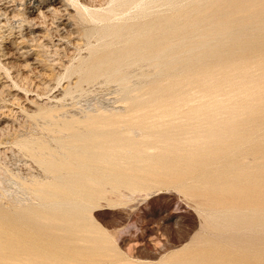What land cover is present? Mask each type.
<instances>
[{"label": "rangeland", "instance_id": "rangeland-1", "mask_svg": "<svg viewBox=\"0 0 264 264\" xmlns=\"http://www.w3.org/2000/svg\"><path fill=\"white\" fill-rule=\"evenodd\" d=\"M119 1H121V3ZM137 1H141L142 4L141 2L137 3ZM143 1L145 3H143ZM143 1L132 0V3L129 2L126 4L128 6H126L122 2V0H0V210L11 212L13 210L15 211V207L16 210L21 208V206L22 208L23 206L30 207L36 205V207H39L38 204H40V200L34 199L38 197L36 196V193L39 195V192H42V187L44 186L50 187L49 185L53 186L54 184L53 187L56 186L55 188H57L59 185L58 182L60 184L62 183L61 185H63H59V188L62 187L61 189L65 191L63 192L61 190V192L69 193L70 191H66L65 189L73 183V179L77 175L76 173H79L78 171L80 169L79 166L77 167L78 169L76 167H73L77 166L78 162L80 164L79 159L82 158H74V153L72 151H80L79 149H82V146L89 145H80V139H83L85 136L89 140L86 141V143L92 142V144L90 143V145H92L91 150H93L94 148L92 149V147L94 143L96 145H101V138H103L105 134L107 135L106 138L104 136L105 139H102V142L104 143L106 142L105 140L109 138L106 143L107 147L105 146V143L103 146L101 145V149L100 147L94 145V147L96 146V148L98 147V149H100V152L98 151V149H96V154L98 155H102L101 153H103L104 155V152L106 151H109L111 153L114 150L115 152L113 151L111 153L112 155L109 152H106L107 156H115L114 158H118L120 161L124 160L127 163L132 158L135 159V156L137 158L140 156V158H144L142 160L144 161L143 164L145 162L148 163V160H151L150 156H152L153 161L156 158H158L159 160H155L156 165L154 164L155 161L154 163H151V160L149 164H153V166H149L145 163V168L147 166L158 167L161 164L158 168H161V170H163L166 168L167 163H169L171 166V170L173 171L174 169V172H172L173 174H179L178 176H180V173H187L190 169L193 168L194 171L198 170L200 172L199 173L193 171L194 173H198L199 177H203L199 178L197 176L198 174H194L193 172H189V174L191 173V176L189 174H186L187 177H184L183 173L181 175V181L179 180L180 178H177V175V177H175V175H172L171 173L169 174L171 176L168 175V177H174L175 181H173L175 183L181 181V183H177L178 185H175L174 182L172 185V182L169 183L163 181L167 179L164 178V175L159 174L164 178L161 179L159 177V179L166 183L163 184V182L155 178L157 175L155 177L153 176L154 174L148 175L147 177V174L144 173L142 178H140V174H137V171H134L137 169V166L138 168L142 167L144 169V167L142 166L143 164L141 163L142 161H137L139 158L136 159V161L132 159L133 162H129L128 165L127 163L126 165H124V161H121L120 163L119 161L116 163L113 162L115 166H113V163L110 165V163L108 162L109 165L112 166L111 168L106 167L108 166L106 165V162H104L105 164H101L102 161H96L99 164L97 165L96 162H87L84 158L85 160H83L85 163L82 161L81 167L85 169L87 165H91L89 163H92L94 165L96 164L97 166L104 165L102 166V168L98 167L99 169H96V165L95 167L94 165H92L95 169L90 168L92 166L87 167V169L90 168L88 170V173H90L89 176L91 175L92 171L99 170V172L95 171L92 173L93 175H91L95 176L96 172L98 173L96 174V178L91 177L95 180L94 185H91L94 186V188L96 179L100 181L97 182L95 188L96 192L93 190L94 188L91 187L92 191H94L96 195L93 194L94 192H90L91 189L89 185L91 184V182L90 184H88V180L86 181V178H88L89 181L90 178L88 176V173H85V170L83 168H81V173L83 172L82 174L86 176L83 175L84 177L81 178V175H79V173L78 179L81 178V181H77L76 178L74 179V185H72L75 186V188H72L71 186L69 187L73 189V193L74 189L76 191L78 190L81 194H83L82 197L84 198L85 195H87L86 198L88 197L87 199L91 200L90 203L92 202L90 205H95H87L88 209H82L81 213L82 211H84L85 213L86 210H90V212H87L86 215H90L93 221L95 220L94 222L92 221L93 224H99L98 226L101 228V232H103L109 238L110 243L112 242L111 246L113 247V250L116 248L114 250L116 253H114L117 257L115 258V256H112V260L111 256L105 257L104 255H95L97 258L95 256L93 257L92 254H90L91 252H87L88 250L86 249V246L81 243L82 245L80 244L81 246L79 245V247L85 248L86 250H83L88 254H86L81 248L82 254L80 253L81 256L79 257L83 259V262H80L82 259L80 258V260L77 261L79 259L77 257L78 254L76 256L78 259H76V257L74 258V256L76 255V253H74V251L76 250L75 247L79 248L77 246L78 244L71 243L72 246L69 245V247L66 248V250L68 251L69 249L71 253H67V251L65 250L63 254H67L71 257L73 256V259L69 258L67 255H62V257L65 258L61 257L63 260H66V258L68 257V259L65 261L66 264H70L74 259L76 262H80V264H122L124 263V259L130 262V264L134 262H143L144 264H147L148 262V264H153L154 262V264H156V262H158L157 264H167L166 259L169 258V254H171V251L181 248V252L182 250H185L183 248L188 247V245H190V247L191 245L194 246L195 242L200 237H203L205 235L207 236L206 238H209L210 236L212 238L213 235H215L213 234L215 230L212 229L215 224L209 217L208 212L211 210L204 209V207L201 205L202 199H195L194 196V198L191 197L190 191H198V188L201 186L200 184L203 185L202 181L207 177L206 180H208L209 182L210 177L214 178L216 172H220L216 174L222 176V183H225L226 181L228 182L229 180H231L230 177L233 174L235 175L237 173V171L235 172L232 169L230 171L231 173L229 172L230 169H227L228 171L225 170L228 163L234 161L235 163L233 162V164H235V166L233 165V167L236 168L237 163L240 164L243 161V156L244 159L245 156L247 158V146L253 144L252 146H254L255 148L257 144H260L255 149L250 147L254 149L252 150L254 152L257 148V150H259V147L264 145V106L260 108L261 110L257 109L264 103V0ZM120 6L126 7L121 8ZM143 10L145 11V13L142 12ZM245 19H247V21L249 20V23L247 25L241 26V32H236L235 29L239 26L240 22H242L243 20L245 21ZM200 20L205 22V27L203 28V30L205 31V37L209 39V43L201 45L199 43L198 45V40L200 39V37L198 38V35H194L197 39L195 42H193L195 46H193L191 50L187 49L192 44L193 39L190 40L191 36L193 35V33H197L196 30L200 26L198 25V22ZM223 25H227V29L225 30L224 35L225 38H228L230 36L229 39H231V35L235 34L234 42H232L234 44L228 42L227 39L224 41L223 39L225 38L221 39L223 40V42H219L220 40L218 38H214V36H216L215 32L217 31V29ZM238 51L240 53H238ZM153 52L156 55L160 54L155 60L152 59ZM249 53H251V56ZM243 55L245 56V58L248 55L246 59L248 62L244 61L245 58ZM193 56L199 59L201 58L202 61L199 63L200 66H194L195 68L191 67L195 62L189 58ZM240 56H242V58ZM249 60H251V62L253 60L255 61L253 63H250ZM187 62L189 63L187 64ZM245 62L250 63H246L248 66H255V64L256 66L255 68L251 66L248 67ZM155 63H157V66L155 65ZM173 67H176L177 69H174ZM186 69H188V71ZM199 77L201 80L199 79ZM244 82H252L253 86L257 85L259 89H261L262 87L263 91H259V89L256 87L252 89L251 87H249L250 84L246 83L248 85L247 89L250 88L251 90H249V92L246 91L248 93L245 94V91H243L246 89H243V87L245 86ZM219 84L221 87L218 86ZM238 84L240 85L239 87ZM155 87L158 90L156 89V91L154 92L153 90H155ZM237 87L239 88V90L241 88L243 89L240 91L244 93H240V95L244 94V96H240L236 93L238 91ZM255 88L258 90V92ZM233 89L235 90V92H233ZM215 90L217 91V94H214V92H216ZM252 90L257 92H254L257 98L260 97L263 100L262 101L258 98V101L260 100L262 102V104H258L259 106L257 105L258 102L254 103V100L253 105L251 104L252 101L250 103L251 99H256L255 97L252 98L254 96ZM250 91L253 96L251 95L252 97L250 96L249 98L247 96L251 94ZM149 92H151V94ZM221 93L222 95H220ZM225 93L226 96H224ZM232 93L234 95H232ZM213 94L216 95L217 98L219 97L221 99L222 97V101L219 98L218 100ZM230 96L234 97H231L234 102L230 100ZM214 98H216L217 100H215ZM213 100H215V103L212 102ZM224 101L226 102L224 103ZM212 103L213 105H211ZM248 103H250L251 105L248 106ZM141 104L144 108L141 106ZM208 106H211V109L208 108ZM224 106L227 107L224 108ZM138 107H142L141 109H144V111H146L140 112L142 115L144 113L146 114V120H144L145 114L141 116L139 115L140 113H137L138 116H136L137 118L135 117L136 113H134V110L136 112V108ZM141 109L139 108L138 110L143 111ZM172 109L173 112L171 111ZM164 110L165 112L167 111L165 114L169 112L172 113L173 116L169 114L171 116L170 117L167 114L169 117H167V115L164 117ZM255 112H258V114ZM131 114H133L134 118L133 116H131ZM150 114L152 116H150ZM218 114H222L224 116ZM147 115L149 118L147 117ZM140 116L144 119H140ZM157 116L159 117L157 118ZM203 117L206 118L204 119ZM134 119L138 120V122H136ZM163 119H166V121H162ZM226 119L229 121L232 119L234 122H232L231 120V123H229V121H227ZM260 119L262 120L260 121ZM211 122H213L212 125ZM215 122L217 123V125L219 123L222 124L218 125L217 127ZM239 122L241 125L244 124V127L241 126ZM202 123L203 125L201 126ZM130 124L132 127H130ZM223 124L224 126H222ZM231 125L233 128L229 129ZM215 127L217 128L215 129ZM226 127L228 128L226 129ZM260 127L262 130L260 129ZM218 128H220L221 130ZM125 131L128 133H126ZM101 132H104V134L102 133L103 136H100ZM208 133L210 134V137H208ZM77 134L79 137H82L79 139V141L75 142L74 140H78L79 138ZM82 134L85 136L83 137ZM108 134H110L111 137ZM187 134H189L188 137ZM222 134L225 136H221ZM242 134L245 137H243ZM97 135V140L99 143H96V141H94V136ZM131 135L132 141L130 140ZM211 135L213 138L211 137ZM89 136L90 138H88ZM215 136L217 139H214ZM115 137L118 138L116 139ZM153 137H155V140H153ZM86 138L85 140H87ZM91 138L93 139V141H90L92 140ZM244 138H246V140ZM256 138L259 140H257ZM115 139L118 141L119 145L121 143V149H117L118 145L114 146V144H118ZM167 139H170L171 141ZM252 139L254 140L253 142ZM109 140H111V142ZM166 140L168 146H170L169 142L172 143V147L176 144L173 148H176L175 153L176 150L177 153L174 155V149L172 151L169 150L171 153L173 152V156L170 155L171 153L166 154V159L162 154H160L163 157L162 160H166H164L166 163L165 165V163L160 159L161 156H159V158L158 155L159 152H161L160 146H163L162 150H164V147L167 146V143H165ZM224 140L226 141L223 142ZM149 142L155 144L149 145ZM230 142L232 143L230 144ZM69 143H72L73 146H68ZM74 143H79V145H74ZM83 143H85L84 140ZM158 143L160 149H158L157 147ZM216 143L220 144L216 145ZM108 145L110 147H108ZM224 145L229 147V151L227 149H224L225 147L223 148ZM242 145L243 147L245 146V150L241 147ZM113 146L116 148H114ZM194 146H196V148H194ZM210 146L216 147L218 153L214 149L216 153L213 152V154L212 152H208L205 154V152L209 151V148H211ZM233 146L237 147L234 149ZM69 147H74V149L69 150L71 149ZM76 147L77 149H75ZM87 147L83 148H86L88 150L90 146ZM104 147H106V151H103ZM145 147L147 148L146 152L150 148H154L148 151V153L152 155L148 153L143 154L145 152V149L143 148ZM183 147L186 150L183 149ZM220 147L226 151L224 152ZM262 147L260 149H262ZM218 148L222 152H220ZM240 148H242L243 152L245 151L247 154H242L241 152L238 155L240 156L241 160L239 159L240 161H238L239 157L237 156L236 152L238 150L239 153ZM250 148L248 147V157L250 156V158H247L250 161L245 159L244 162H248H242L244 166H247L249 163L251 165L254 164V159L252 158V156L254 157V154H250L253 153L252 151H250ZM67 149L68 152H66ZM181 150L184 152H182ZM137 151L142 154V157L140 154H136ZM194 151H197L196 154H198L196 155ZM69 152H72V155L70 157H73L75 161L77 159L79 160L75 162L77 165H73L74 159L68 158ZM155 153L158 154L155 155ZM162 153L165 154L166 152ZM180 153L184 154L181 156ZM106 154L104 156H106ZM224 154H228L227 157ZM131 155L134 157H132ZM145 155H147L146 157H149V159L147 158L146 160V157H143ZM205 155L207 157H205ZM208 155H210V159L208 158ZM221 155H224V157H222ZM231 155H233V159L235 160H232ZM65 156H67V158ZM154 156L156 158H154ZM166 156L169 159H167ZM198 156H202L200 159V163L205 162L203 163L204 165L200 164L199 160L198 162L194 161V158H199ZM130 157L132 158L130 159ZM214 157L216 159H214ZM235 157H237V160ZM64 158H66V160L69 159V161L67 160L68 163L63 162L65 160ZM170 158L173 159V164H178L177 167L175 164L174 168V165L172 166L171 162H168L169 160L171 161ZM189 158L192 161H188ZM223 158H226L224 159L226 161H228L230 158L231 160L226 164ZM175 159H177V161ZM218 159L223 161H221L220 163ZM251 159L253 160V162H251ZM61 160H63L62 163H64L65 166L62 165V163L60 165L58 161ZM174 160L176 162H174ZM55 161L57 162L58 166L60 165L62 167V172L66 174L65 171H67V175H63L64 173H60V167L58 168V166L55 165ZM157 161H161L165 166L162 165V163H157ZM181 161H183V163ZM218 161L219 163H217ZM70 162L72 165H68ZM186 162L189 163L187 164L188 167L186 165ZM179 163L182 167L179 165ZM192 163L195 164L194 166L198 165V167H193ZM198 163L200 164L201 169ZM207 163H210V165L207 166ZM214 163L218 164L217 166H220L219 164L222 165V163L223 165H226L225 167L222 165V169L218 167V170L220 169V171L215 170L214 172V168L216 167L215 169H217V166L216 164L214 165ZM66 164L69 167L72 166L70 167V171L72 172V174L73 169H75L76 171L74 172L76 175L74 174L75 176H73L74 178L72 180H69V178H72V176L70 175L71 173H69L70 171L68 172L70 168H67L66 170L64 169L65 167H68ZM169 164L168 167L170 168ZM183 164L186 165L187 168H185L189 170L183 171L185 170ZM190 164L192 165L191 168L189 167ZM117 165L119 166L118 171H116L118 167ZM133 165H137L136 169L135 167H132ZM201 165H203V167ZM52 166L57 167L58 172L55 170V167ZM128 166L132 168L133 172H136L134 176L129 174L131 172L129 171L130 167L128 169ZM161 166L165 168H162ZM240 166H242V164H240L239 167ZM168 167L166 169H168ZM178 167L183 170L178 171L176 169ZM210 167L212 170L210 169ZM51 168H54V170ZM113 168H115L116 170ZM202 168L204 169V172L202 171ZM235 168L233 169L236 170ZM101 169H106L105 171L107 172H103ZM222 170L226 172V175ZM52 171L54 172L52 173ZM109 171L110 173L113 171L114 174H109ZM176 171L180 173H176ZM209 171L212 174L208 173ZM201 173H203L204 175ZM60 174H62L64 178ZM119 174L122 175L119 176ZM68 175L71 177H69ZM114 175H117L118 177H120V179L122 178V176H124L123 179L125 181L121 179V181L123 180V182L121 183L118 179L119 182H117L118 177H115ZM195 175L198 178L195 177ZM224 175L227 178H225ZM100 177L104 178L102 179ZM106 179L109 180H107L106 182ZM132 179L133 181L135 180V183L134 185L131 184V186L130 183L133 182L130 181H132ZM150 179H152L153 181H151ZM170 179L167 181L172 180ZM176 179L178 180L176 181ZM197 179H199L198 182H201L198 185L197 181L193 182ZM110 180H112L113 184H108L109 182H111ZM138 180L142 184L138 182ZM126 181L129 182L127 183ZM147 181H151L150 185L152 187L154 186L152 188L150 185H148V187H151H149L150 190L147 188ZM191 181L194 184L196 183V189L194 188V185ZM116 182L123 184L122 187H120L121 185L116 184ZM125 182L127 183V185ZM144 182L147 184L145 185ZM153 182H155V185ZM76 183L77 185L79 184L80 187L76 186ZM158 183H162L163 185H157ZM168 183L170 185H168ZM65 184L66 187H64ZM100 184L102 185V187ZM40 185H42V187ZM156 185L159 187H157ZM182 185L191 186H189L190 188H185L182 187ZM116 186L119 188H117ZM137 186H141V189L145 187L143 189V193H135L131 200H124L122 198V195L124 193H131L132 190ZM39 187L41 188L39 189ZM48 187L45 188L48 189ZM76 187L80 190L76 189ZM45 188L43 189V191L46 190ZM97 188L101 192H97ZM38 189L41 191H39ZM86 189L87 191H85ZM187 189L191 190H188L189 192H185V190ZM37 190L39 192H37ZM58 190L60 192V189ZM212 190L213 188L211 190H208L210 191V193H208H215ZM214 190L216 192L219 191L218 189ZM33 192L35 193L33 194ZM89 192L93 196H98V200H94V197L91 198L92 195H89ZM98 193L104 194L97 195ZM185 193L189 194L186 195ZM119 195L122 200H120ZM99 198L101 199L99 200ZM199 199L201 200V202H199ZM95 201L98 202L96 203ZM18 206L20 207L17 209ZM208 221L210 223L212 222L213 224L211 226L209 225L212 230L209 229L210 227L208 226V224L207 226L205 225L206 223H209ZM214 233H217V231H215ZM212 239L218 240V237L214 236ZM199 240H201V238ZM218 241L220 242V240ZM200 242L197 241L198 244ZM52 248L54 249V247ZM52 248L51 250L53 251ZM72 248H74L75 250H73ZM176 250L175 252L179 251ZM226 250L227 249L225 248V252ZM234 250L235 249L227 250V253ZM234 252H236L237 254V251ZM117 253L122 257H120ZM241 253L238 255H241ZM232 254L233 253H231V255ZM253 254L254 253L251 252V256L254 257ZM82 255L84 256L82 257ZM238 255L231 256L233 258L235 257L236 260L235 263V260L232 259L234 260L233 264H243L239 263L238 261L241 260L239 257H243L244 253L239 257ZM121 258L123 261L121 260ZM255 258L257 259L254 260L252 258L253 261L251 260V258L249 259L251 264H254L255 262H257L256 264H260V259H258V256L255 255ZM232 260L230 258V261ZM127 261L124 264L128 263ZM160 261L162 262L160 263ZM74 262L73 264H79Z\"/></svg>", "mask_w": 264, "mask_h": 264}, {"label": "bare ground", "instance_id": "bare-ground-1", "mask_svg": "<svg viewBox=\"0 0 264 264\" xmlns=\"http://www.w3.org/2000/svg\"><path fill=\"white\" fill-rule=\"evenodd\" d=\"M134 1H136V0H134ZM143 1V0H142ZM150 0H148V2H149ZM170 1V0H169ZM202 1V0H201ZM120 3H121V1H119ZM122 2L126 5L127 3H129V2H131L132 3V0H122ZM141 2V1H140ZM140 2H138L137 1V3H140ZM156 2V1H155ZM123 3H122V6H123ZM143 3H145L144 1H143ZM263 3V2H262ZM135 4V3H134ZM141 4H142V2H141ZM147 4V3H146ZM173 4V3H172ZM261 4V3H260ZM130 5V4H129ZM138 5V4H137ZM253 5V4H252ZM259 5V4H258ZM126 6H128V5H126ZM126 6H124V7H126ZM246 6V5H245ZM121 7V6H120ZM124 7H121V8H124ZM251 7V6H250ZM253 7V6H252ZM264 7V6H263ZM257 8V7H256ZM144 9H145V7H144ZM241 9V8H240ZM245 9V8H244ZM140 11V10H139ZM143 13H145V11L143 10L142 11ZM244 19V18H243ZM200 21H202V20H200ZM198 22V25H200L199 26V28L196 30L197 31V33L196 34H194L193 33V35L191 36V38H190V40L191 39H193L192 40V44L187 48V49H192L193 48V46H195V44H193V42H195L197 39H196V36H194V35H198V38L200 37V39L198 40L199 42H198V45H199V43H200V45L201 44H207V43H209V39L208 38H206L205 37V31L203 30V28L205 27V22L204 21H202V22ZM244 21V20H243ZM242 21V22H243ZM249 21V20H248ZM247 21V19H245V21L242 23V22H240V24H239V26L235 29V31L236 32H241V29H242V27L241 26H243V25H247L249 22ZM159 23V22H158ZM162 23V22H161ZM200 23V24H199ZM163 25V24H162ZM155 26H157V25H155ZM227 27V25L226 26H221V27H219L218 29H217V31L215 32V34H216V36H214V38L216 39V38H218L220 41L219 42H223V40L225 41L226 39H227V41L228 42H230V43H232V42H234V36H235V34H233V35H231V39H229L230 38V36L228 37V38H225L224 37V35H225V30L227 29L226 28ZM164 28V27H163ZM185 28V27H184ZM139 31V30H138ZM172 34V33H171ZM214 34V35H215ZM144 35V34H143ZM144 37V36H143ZM195 38V39H194ZM223 38H225V39H223ZM221 39H223V40H221ZM229 39V40H228ZM258 42V41H257ZM165 43V42H164ZM191 43V42H190ZM254 43H255V41H254ZM232 44H234V43H232ZM256 45V44H255ZM186 49V50H187ZM255 49V48H254ZM259 49V48H258ZM164 51V50H163ZM249 51V50H248ZM250 52V51H249ZM152 53V52H151ZM238 53H240L239 51H238ZM248 53V52H247ZM209 54H211V53H209ZM250 54V56H251V53H249ZM160 55V54H159ZM158 54L156 55L154 52H153V54H152V59H156L158 56H159ZM244 56V55H243ZM241 58H242V56H240ZM247 57H248V55H247ZM247 57L245 58V56H244V58H245V60L244 61H247L246 59H247ZM243 58V59H244ZM151 59V58H150ZM151 59V60H152ZM189 59H191L192 61H194L195 63H193V66H191V67H194V66H200L199 65V63L202 61L201 60V58L199 59V58H197V57H195V56H193V57H191V58H189ZM260 59V58H259ZM252 60V59H251ZM251 60H249V62L250 63H253L255 60H253L252 62H251ZM153 61V60H152ZM157 62V61H156ZM248 62V61H247ZM247 62H245V64L247 63ZM256 62H258V61H256ZM255 62V63H256ZM158 63V62H157ZM157 63H155V65L157 66ZM189 62H187V64H188ZM250 63H247V64H250ZM254 63V64H255ZM159 64V63H158ZM246 64V65H247ZM260 64V63H259ZM178 65V64H177ZM172 66V65H171ZM180 66V65H179ZM181 66H183V65H181ZM217 66V65H216ZM248 66V65H247ZM254 67L255 68V66H256V64H255V66H253V65H249L248 67ZM258 66V65H257ZM174 68V67H173ZM176 68V67H175ZM174 68V69H175ZM195 68V67H194ZM177 69V68H176ZM187 71H188V69H186ZM190 70H194V69H190ZM197 70V69H196ZM158 71V70H157ZM186 72V71H185ZM194 73V72H193ZM176 74V73H175ZM174 74V75H175ZM185 74V73H184ZM191 74V73H190ZM178 75V74H177ZM191 76V75H190ZM172 77V76H171ZM179 77H181V76H179ZM189 77V76H188ZM197 77V76H196ZM173 78V77H172ZM191 78V77H190ZM196 79V78H195ZM199 79H200V77H199ZM187 80H189V79H187ZM197 80V79H196ZM201 80V79H200ZM194 82H195V80H194ZM245 83V86L244 85H242V86H244L243 87V89H247V87H248V85L246 84V83H248V84H250L249 85V87H251L252 89L254 88V87H256V88H258V86L257 85H255V86H253V83L251 84L250 82H244ZM244 83H242V84H244ZM189 85V84H188ZM190 86V85H189ZM218 86H220V84L218 85ZM240 85L238 84V87H239ZM241 86V87H242ZM253 86V87H252ZM197 87V86H196ZM215 87V86H214ZM217 87V86H216ZM221 87V86H220ZM237 87V88H238ZM240 87V88H241ZM151 88V87H150ZM223 88V87H222ZM233 88V87H232ZM237 88H236V90H237ZM255 88V89H256ZM156 87H155V90H153L154 92L156 91ZM213 89H215V88H213ZM242 88L240 89V90H243ZM243 90V91H245V94L246 93H248L249 92V90H251L250 88H248L247 90ZM259 89V88H258ZM261 89H262V87H261ZM261 89H259V91H263V89L261 90ZM158 90V89H157ZM212 90V89H211ZM210 90V91H211ZM219 90V89H218ZM223 90V89H222ZM232 90V89H231ZM234 90V89H233ZM239 90V88H238V91L236 92L237 94H239L240 95V93H244V92H242V91H240ZM214 91V90H213ZM212 91V92H213ZM216 91V90H215ZM240 91V92H239ZM246 91H248V92H246ZM253 91V90H252ZM256 91L258 92V90L256 89ZM256 91H253V93L254 92H256ZM233 92H235V90L233 91ZM239 92V93H238ZM256 92V93H257ZM150 94H151V92H149ZM218 93H219V91H218ZM250 93H251V91H250ZM249 93V94H250ZM156 94V93H155ZM209 94H211V93H209ZM214 94H217V91L216 92H214ZM213 94V95H214ZM229 94V93H228ZM259 94H260V92H259ZM258 94V95H259ZM263 94V93H262ZM220 95H222V93L220 94ZM220 95H218V96H220ZM232 95H234L233 93H232ZM241 95H243L244 96V94H241ZM240 95V96H241ZM253 96V94L251 93L249 96H247V97H249L250 98V96ZM257 95V96H258ZM214 96H216V95H214ZM224 96H226V93H225V95ZM251 96V97H252ZM264 96V95H263ZM263 96H261V97H263ZM228 97V96H227ZM232 96H230L229 98H230V100H232V98H234V97H232ZM239 97V96H238ZM246 97V96H245ZM246 97V98H247ZM256 98V99H251L250 100V103H251V101H252V105H253V100H254V103L256 102H258L257 103V105L259 104V103H261L262 104V102L259 100L258 101V98L259 99H261L260 97H256L255 96V93H254V96L252 97V98ZM216 98H217V96H216ZM216 98H214L215 100H217ZM213 99V98H212ZM220 99V98H219ZM218 99V100H219ZM222 97H221V101H222ZM225 99V98H224ZM228 99V98H227ZM248 99V98H247ZM215 100H213L212 102H214ZM226 100V99H225ZM229 100V101H230ZM244 100V99H243ZM246 100V99H245ZM255 100H257V101H255ZM262 100V99H261ZM227 101V100H226ZM226 101H224V103L226 102ZM233 101V100H232ZM263 101V100H262ZM141 102V101H140ZM219 102V101H218ZM228 102V101H227ZM234 102V101H233ZM247 102V101H246ZM249 102V101H248ZM264 102V101H263ZM144 103V102H143ZM210 103V102H209ZM215 103V102H214ZM223 103V102H222ZM250 103H248L249 105L248 106H250L251 104ZM139 104V103H138ZM217 104V103H216ZM260 104V105H261ZM207 105H209V104H207ZM211 105H213V103L211 104ZM220 105V104H219ZM223 105V104H222ZM227 105V104H226ZM256 105V104H255ZM138 106V105H137ZM141 106H142V104H141ZM230 106V105H229ZM234 106V105H233ZM259 106V105H258ZM257 106V107H258ZM264 106V103L262 104V106H259V108H257V109H260L261 107H263ZM143 107V106H142ZM142 107H138V108H136L137 110L140 108H142ZM227 107V106H226ZM225 106H224V108H226ZM231 107V106H230ZM144 108V107H143ZM207 108V107H206ZM208 108H210L211 109V106L209 107L208 106ZM263 109H264V107H263ZM262 109V110H263ZM136 110V112H135V110H134V113H140V112H146V111H144V109H141V110H143V111H137ZM158 110V109H157ZM170 110V109H169ZM261 110V109H260ZM259 110V111H260ZM172 112H173V109L171 110ZM199 111H202V110H199ZM204 111V110H203ZM239 111V110H238ZM167 112V111H166ZM165 112V110H164V114L166 113ZM262 112V111H261ZM133 113V112H132ZM133 113V114H134ZM245 113V112H244ZM255 113H257L258 114V112H255ZM264 113V112H263ZM262 113V114H263ZM133 114H131V116H133ZM135 114V117L136 116H138V114L136 115ZM145 114V113H144ZM143 114V115H144ZM168 115L169 114H171V116H173L172 115V113H167ZM167 114H165L164 115V117L167 115ZM174 114V113H173ZM204 114V113H203ZM227 114V113H226ZM241 114V113H240ZM259 114H261V113H259ZM139 115H141V116H143L141 113L139 114ZM149 115V114H148ZM148 115H147V117H148ZM167 115V117H169ZM202 115V114H201ZM218 115H221V116H224V115H222V114H218ZM234 115V114H233ZM245 115V114H244ZM140 116V117H141ZM150 116H152L151 114H150ZM160 116V115H159ZM159 116H157V118L159 117ZM162 116V115H161ZM170 116V117H171ZM195 116V115H194ZM242 116V115H241ZM246 116V115H245ZM248 116V115H247ZM251 116H253V115H251ZM258 116V115H257ZM145 119L143 118V117H141L140 119H144V120H146L147 118H146V114H145ZM163 117V118H164ZM231 117V116H230ZM131 118V117H130ZM133 118H134V116H133ZM137 118V117H136ZM149 118V117H148ZM187 118V117H186ZM204 118V117H203ZM206 118V117H205ZM204 118V119H205ZM232 118V117H231ZM244 118V117H243ZM249 118V117H248ZM259 118V117H258ZM261 118V117H260ZM123 119V118H122ZM125 119V118H124ZM207 119H209V118H207ZM214 119H217V118H214ZM230 119V118H229ZM234 119V118H233ZM242 119V118H241ZM252 119H254V118H252ZM256 119V118H255ZM96 120V119H95ZM127 120V119H126ZM136 122H138V120H136V119H134ZM149 120V119H148ZM151 120V119H150ZM161 120V119H160ZM166 121V119H163L162 121ZM227 120V119H226ZM232 120V119H231ZM231 120L229 121V120H227V121H229V123H231ZM245 120V119H244ZM250 120V119H249ZM262 119H260V121H261ZM93 121H94V119H93ZM97 121V120H96ZM103 121V120H102ZM123 121V120H122ZM170 121V120H169ZM188 121V120H187ZM202 121V120H201ZM207 121H209V120H207ZM207 121H206V123H207ZM211 121V120H210ZM214 121V120H213ZM239 121V120H238ZM238 121H236V122H238ZM241 121H243V120H241ZM247 121V120H246ZM257 121V120H256ZM259 121V122H260ZM91 122V121H90ZM100 122V121H99ZM105 122V121H104ZM140 122V121H139ZM147 122V121H146ZM153 122V121H152ZM220 122V121H219ZM226 122V121H225ZM232 122H234L233 120H232ZM263 122H264V120H263ZM93 123V122H92ZM96 123V122H95ZM134 123V122H133ZM132 123V124H133ZM212 123L213 122H211V125H212ZM224 123V122H223ZM249 123V122H248ZM254 123V122H253ZM257 123V122H256ZM261 123V122H260ZM106 124V123H105ZM104 124V125H105ZM165 124V123H164ZM205 124V123H204ZM215 124H216V126L218 127V125H220V124H222V123H219L218 125H217V123L215 122ZM214 124V125H215ZM228 124V123H227ZM239 124H240V122H239ZM238 124V125H239ZM250 124H252V123H250ZM134 125V124H133ZM136 125H138V124H136ZM203 125V123L201 124V126ZM241 125V124H240ZM244 125V124H243ZM243 125H241V126H243ZM247 125V124H246ZM245 125V126H246ZM257 125V124H256ZM255 125V126H256ZM264 125V124H263ZM101 126V125H100ZM186 126H187V124H186ZM208 126H209V123H208ZM208 126H206V127H208ZM222 126H224V124L222 125ZM221 126V127H222ZM227 126V125H226ZM241 126H239V127H241ZM250 126V125H249ZM259 126V125H258ZM102 127V126H101ZM106 127V126H105ZM130 127H132L131 126V124H130ZM129 127V128H130ZM182 127V126H181ZM204 127V126H203ZM217 127H215V129L217 128ZM220 127V126H219ZM233 127H234V124H233ZM232 127V125L230 126V128L229 129H231V128H233ZM244 127V126H243ZM252 127V126H251ZM264 127V126H263ZM128 128V129H129ZM161 128V127H160ZM185 128H187V127H185ZM211 128V127H210ZM224 128V127H223ZM228 127H226V129H227ZM102 129V128H101ZM203 129V128H202ZM218 129H220V128H218ZM217 129V130H218ZM245 129V128H244ZM251 129V128H250ZM260 129H261V127H260ZM131 130V129H130ZM207 130V129H206ZM205 130V131H206ZM221 130V129H220ZM232 130H234V129H232ZM243 130V129H242ZM262 130V129H261ZM103 131V130H102ZM128 131V130H127ZM187 131H189V130H187ZM219 131V130H218ZM241 131V130H240ZM252 131V130H251ZM255 131V130H254ZM264 131V130H263ZM126 132V131H125ZM131 132V131H130ZM155 132V131H154ZM168 132V131H167ZM191 132V131H190ZM203 132H204V130H203ZM207 132V131H206ZM205 132V133H206ZM223 132V131H222ZM225 132V131H224ZM229 132V131H228ZM238 132V131H237ZM236 132V133H237ZM242 132V131H241ZM250 132V131H249ZM256 132V131H255ZM260 132V131H259ZM104 134V132H101V135L100 136H103V134ZM113 133H115V132H113ZM117 133V132H116ZM126 133H128V132H126ZM125 133V134H126ZM187 133V132H186ZM213 133V132H212ZM240 133V132H239ZM251 133V132H250ZM249 133V134H250ZM254 133V132H253ZM257 133V132H256ZM255 133V134H256ZM263 133V132H262ZM96 134V133H95ZM94 134V135H95ZM112 134V133H111ZM207 134V133H206ZM218 134V133H217ZM230 134V133H229ZM233 134V133H232ZM235 134V133H234ZM264 134V133H263ZM83 135V134H82ZM90 135V134H89ZM110 137H111V135L110 134H108ZM114 135H116V134H114ZM119 135V134H118ZM127 135V134H126ZM169 135V134H168ZM172 135V134H171ZM210 134L208 133V137H210L209 136ZM226 135H228V134H226ZM243 135V134H242ZM253 135V134H252ZM77 136H78V134H77ZM81 136V135H80ZM85 135H83V137H84ZM105 136V138H106V134L104 135ZM104 136H103V138H104ZM120 136V135H119ZM128 136H130V135H128ZM146 136V135H145ZM163 136H165V135H163ZM189 136V134H187V137ZM191 136V135H190ZM214 136V135H213ZM220 136V135H219ZM221 136H225V135H221ZM241 136V135H240ZM254 136V135H253ZM256 136V135H255ZM74 137H76V136H74ZM74 137H73V140H74ZM79 137V136H78ZM78 137H76V138H78ZM82 137V136H81ZM81 137H79L78 138V140H74L75 142H77V141H79V139L81 138ZM92 137V136H91ZM96 137V138H95ZM149 137V136H148ZM167 137V136H166ZM206 137V136H205ZM211 137H212V135H211ZM233 137H236V136H233ZM243 137H245L244 135H243ZM242 137V138H243ZM247 137V136H246ZM251 137V136H250ZM258 137V136H257ZM75 138V139H76ZM85 138H86V136L83 138V139H80V141H81V143H80V145L81 144H89V145H86V146H82V149H79L80 151H77V152H74V151H72L74 154H73V156H74V158H77L78 157V159L80 158V157H82V158H80L79 160H80V164H79V162H78V165L75 163V162H77V160L75 161V159L73 158V157H70L72 154V152L70 153L69 152V156H68V158H71V159H74V163H73V165H77V166H74L73 168H77L78 166H79V173H74V172H76L75 171V169H73V174H72V172L70 171L71 170V168L70 167H72V166H68V165H72L71 164V162L67 165L68 167H65L64 169L66 170L67 168H70L69 170H68V172L69 173H71L70 175L72 176V178L70 179L69 178V180H72L74 177L73 176H75V178L74 179H76L77 178V181H81V178L82 177H84V176H86V175H84V174H82L81 173V168H83V167H81L82 166V161L84 162V160L86 159V161L87 162H96V161H102L101 162V164L103 163V164H105L104 162H106L107 164L106 165H108V166H106V167H108V168H111L112 166H110L113 162L114 163H116V162H118L119 161V163L121 162V161H124V160H119L118 158H114L115 156H112V157H109V156H107V154H106V152H109V151H106L105 149H106V147H107V141H108V139L109 138H107L105 141L106 142H104L106 145V147H104V149H103V151H106V152H104L105 154H106V156H104L103 155V153H101L102 155H98V154H96L97 153V151H96V149H98V147H100V149L102 148V146L104 145V143L102 142V139L103 138H101V145L100 144H98V145H96L95 143H94V145H96V146H98L97 148H96V146L94 147V145H93V147H92V149L93 150H91V146L92 145H90V143L92 144V142H87L86 143V141H89L87 138V140H85ZM88 138H90V136L88 137ZM93 138V137H92ZM91 138V139H92ZM97 138H98V135L97 136H94V141H96V143L98 142V140H97ZM104 138V139H105ZM116 138V137H115ZM118 138V137H117ZM116 138V139H117ZM131 139V141H132V135H131V137H130ZM134 138V137H133ZM145 138V137H144ZM155 137H153V140H155L154 139ZM213 138V137H212ZM216 138V136L214 137V139ZM222 138H224V137H222ZM221 138V139H222ZM232 138V137H231ZM261 138V137H260ZM111 139V138H110ZM115 139V140H116ZM148 139V138H147ZM162 139V138H161ZM166 139V138H165ZM170 139H171V136H170ZM170 139H167V140H170ZM196 139V138H195ZM209 139V138H208ZM217 139V138H216ZM245 140H246V138H244ZM254 139V138H253ZM252 139V142L254 141ZM257 139V138H256ZM83 140H84V142L85 143H83ZM114 140V141H115ZM129 140V139H128ZM144 140V139H143ZM149 140V139H148ZM167 140H166V142L165 143H167ZM173 140V139H172ZM191 140V139H190ZM193 140V139H192ZM206 140H207V138H206ZM223 140V139H222ZM257 140H259V139H257ZM73 141V142H74ZM90 141H93V139L92 140H90ZM110 142H111V140H109ZM112 141H113V139H112ZM117 141V140H116ZM115 141V142H116ZM151 141V140H150ZM159 141H161V140H159ZM163 141V140H162ZM171 141V140H170ZM197 141V140H196ZM195 141V142H196ZM219 141V140H218ZM217 141V142H218ZM226 140H224L223 142H225ZM227 141H230V140H227ZM238 141V140H237ZM249 141V140H248ZM261 141V140H260ZM115 142H113V143H115ZM157 142V141H156ZM188 142V141H187ZM209 142H210V140H209ZM215 142V141H214ZM222 142V141H221ZM250 142V141H249ZM99 143V142H98ZM109 143V142H108ZM117 143H118V141H117ZM229 143V142H228ZM232 142H230V144H231ZM76 144H78L79 145V143H76ZM75 143H74V145H76ZM110 144V143H109ZM124 144V143H123ZM122 144V145H123ZM142 144V143H141ZM149 145L150 144H155V143H151V142H149L148 143ZM147 144V145H148ZM171 144L172 143H170L169 142V145L170 146H168V143H167V146H165L164 148V150H162V148H163V146L161 147L160 146V148H161V152H159V155H158V157L159 156H161V161L162 162H164L165 163V155L166 154H170L171 152L170 151H172L174 148V146L176 145H174L173 147L171 146ZM189 144V143H188ZM193 144H194V142H193ZM218 144H220V143H216V145H218ZM241 144H242V142H241ZM240 144V145H241ZM244 144V143H243ZM248 144V143H247ZM263 144V143H262ZM261 144V145H262ZM65 145V144H64ZM69 145H72L73 146V144L71 143H69L68 144V146ZM100 145V146H99ZM111 145H113V144H111ZM118 145V147H117V149H119L120 148V145H121V143H120V145H119V143L118 144H114V146H117ZM145 145V144H144ZM157 145V144H156ZM155 145V146H156ZM161 145H162V143H161ZM163 145H165V144H163ZM214 145H215V143H214ZM222 145V144H221ZM237 145V144H236ZM253 145V144H252ZM252 145H250V146H247L246 148H247V150H248V154L244 151L243 152V149L242 148H244L243 147V145L241 146L242 148H240L239 149V153H238V150H237V156L242 152V154L243 153H246L247 154V158H250V156L248 157V155H249V149H248V147L250 148V147H252V148H254V146H252ZM260 144H257V146H259ZM87 146H90V148L87 150L86 148L84 149L83 147H87ZM113 146V147H114ZM124 146V145H123ZM133 146V145H132ZM141 146V145H140ZM146 146V145H145ZM152 146V145H151ZM150 146V147H151ZM186 146V145H185ZM232 146V145H231ZM257 146H255V148L257 147ZM263 146V147H262ZM261 147H262V149H260L261 147H259V150H255L254 152L252 151V150H254V149H252V148H250V151H252L253 153H250V154H254V157L252 156V158L254 159V162H253V160L251 161V162H253L254 164H248L247 166H244V164L242 163V162H244V160L246 159V160H248V161H250L249 159H247L246 158V156H245V159L242 157V162L240 163V164H242V166H240L239 167V163H237V165H238V167H237V165H236V168L235 167H233V165L235 166V164H233V162L231 161L230 162V160H231V158H232V160H235V159H233L234 157H233V155H231V158L228 160L230 163H228V165L226 166L227 168L225 169V170H229V172L231 171V169L233 170V171H237V173L233 176H231L230 177V175H229V177L231 178V180H229L228 182L226 181L225 183L223 182L222 183V181H221V179H222V176H220V175H217L218 173H220V172H216L215 173V177L214 178H211L210 177V180H209V182H208V180H206V178L203 180V179H200V180H203L202 181V183H203V185L202 184H200L201 186L198 188V191L197 190H195V191H193V192H191L192 190L191 189H187V190H185V192H189L190 190V196L191 197H195V199L196 198H200V199H202V202H201V200L199 201V202H201V205L204 207V209H209V210H211V211H209V210H207V211H209L208 213H209V217H210V219H212V221H213V223L216 225H214L213 227H212V229L213 230H215V231H217V233H214L213 231V234H215V235H213V237L214 236H217L218 237V240H220V242L218 241V240H213L212 238H211V236L209 237V238H206L207 236L205 235V236H203V237H200L201 238V240H197V241H201L199 244L197 243V241L195 242V244H194V246H192L191 245V247H190V245H188V247H186V248H183V249H185V250H182L181 252H180V249H178V250H176V251H178V252H175V250L174 251H171V254H169L170 256H169V258L168 259H166L167 261V264H233V261L235 260V257L233 258V257H231V256H235V255H238V254H240L241 252V255L244 253V255H243V257H239V256H241V255H238V257L241 259V260H237L239 263H243V264H251V262H250V258H251V260H252V258L255 260V259H257V258H255V255L256 256H258V259H260L259 261H260V264H264V145H262ZM78 147V146H77ZM77 147L75 148V149H77ZM108 147H110L109 145H108ZM147 147V146H146ZM143 148V149H145L144 151V153L143 152H141V153H143V154H145V153H148V151H150V149H154V148H148L149 150L146 152V150H147V148ZM157 147H158V149H160L159 148V143H158V145H157ZM167 147V148H166ZM181 147V146H180ZM211 147V146H210ZM219 147V146H218ZM225 147V148H224ZM234 147V146H233ZM237 147V146H236ZM236 147H234V149L236 148ZM69 148H71V149H69V150H73L74 149V147L72 148V147H69ZM79 148V147H78ZM88 148V147H87ZM114 148H116V147H114ZM156 148V147H155ZM182 148V147H181ZM180 148V149H181ZM190 148V147H189ZM193 148V147H192ZM194 148H196V146H194ZM200 148V147H199ZM198 148V149H199ZM206 148V147H205ZM209 148V147H208ZM221 148V147H220ZM223 148L224 149H227L228 151H229V147L228 146H223ZM239 148V147H238ZM246 148H244V150L246 149ZM85 151H84V150ZM100 149H98V151L100 152ZM112 149V148H111ZM121 149V148H120ZM133 149V148H132ZM138 149H140V148H138ZM157 149V148H156ZM176 149V148H175ZM175 149L173 150V152H174V155L177 153V150H176V153H175ZM179 149V148H178ZM183 149H185L184 147H183ZM182 149V150H183ZM214 149H215V151L217 152V148L216 147H211V148H209V151H207V152H205V154L206 153H208V152H214V153H216L215 151H214ZM222 149V148H221ZM224 149H222L224 152L226 151V150H224ZM233 149V150H234ZM94 150H95V152H94ZM113 150V149H112ZM112 150H110V151H112ZM123 150V149H122ZM130 150V149H129ZM137 150V149H136ZM170 150V151H169ZM181 150V151H182ZM186 150V149H185ZM193 150V149H192ZM218 150H219V148H218ZM230 150H232V149H230ZM76 151V150H75ZM114 151V150H113ZM112 151V152H113ZM117 151V150H116ZM120 151V150H119ZM118 151V152H119ZM124 151V150H123ZM160 151V150H159ZM203 151V150H202ZM220 152H222L221 150H219ZM66 152H68V149L66 150ZM111 152V153H112ZM115 152V151H114ZM133 152H135V151H133ZM132 152V153H133ZM162 152H166L165 154H163ZM172 152V153H173ZM182 152H184V151H182ZM187 152H189V151H187ZM187 152H185V153H187ZM193 152V151H192ZM195 152V151H194ZM197 152V151H196ZM196 152H195V154H196ZM200 152V151H199ZM223 152V153H224ZM110 153V152H109ZM108 153V154H109ZM110 153V154H111ZM120 153V152H119ZM170 154V155H172L173 156V154ZM203 153V152H202ZM213 153V154H214ZM218 153V152H217ZM227 153V152H226ZM225 153V154H226ZM68 154V153H67ZM66 154V155H67ZM109 154V155H110ZM116 154V153H115ZM114 154V155H115ZM136 154H140V152H136ZM136 154H134V155H136ZM148 154H150V153H148ZM147 154V155H148ZM156 154H158V153H155V155ZM160 154H162L163 156H164V160H162V155H160ZM181 154V153H180ZM184 153H182L181 154V156L183 155ZM189 154V153H188ZM191 154V153H190ZM198 154V153H197ZM196 154V155H197ZM224 154V155H225ZM230 154V153H229ZM231 154H232V152H231ZM234 154V153H233ZM112 155V154H111ZM141 155V157H142V154H140ZM147 155H145V156H143V157H146ZM150 155H152V154H150ZM170 155H169V157H170ZM187 155V154H186ZM211 155V154H210ZM210 155H208V158H209V156ZM224 155H221L222 157H224ZM228 155V154H227ZM227 155H225L226 157H227ZM235 155V154H234ZM245 155V154H244ZM117 156H119V155H117ZM116 156V157H117ZM132 156V155H131ZM139 156V155H138ZM168 156V155H167ZM166 156V157H167ZM180 156V155H179ZM191 156V155H190ZM192 156H194V155H192ZM200 156V155H199ZM198 156V157H199ZM213 156V155H212ZM236 156V155H235ZM54 157V156H53ZM66 158H67V156H65ZM132 157H134V156H132ZM132 157H130V159L132 158ZM185 157V156H184ZM202 157V156H201ZM201 157H199V158H197L196 157V159L194 158V161L196 162H198V160H199V163L201 162L200 161V159H201ZM205 157H207L206 155H205ZM221 157V158H222ZM239 158H238V161H240L241 159H240V156H238ZM66 158H64L65 160H66ZM85 158V159H84ZM126 158V157H125ZM139 158V159H138ZM136 157L135 156V159H133L134 161H136V159H138L137 161H142L143 159L142 158H140V156L139 157ZM147 158L149 159V157H146L145 159L147 160ZM154 158H156L155 156H154ZM172 158H174V157H172ZM172 158H170L171 159V161L169 160L168 162H171V164H172V166L174 165V168H175V164H173V159ZM175 158H177V157H175ZM183 158V157H182ZM186 158V157H185ZM192 158V157H191ZM220 158V157H219ZM236 158V160H237V157H235ZM54 159V158H53ZM82 159V160H81ZM84 159V160H83ZM123 159V158H122ZM129 159V160H130ZM132 159L130 160V161H128V163L129 162H133L132 161ZM150 159L152 160V156H150ZM158 158H156V159H154V161L155 160H157ZM167 159H169L168 157H167ZM179 159V158H178ZM193 159V158H192ZM204 159V158H203ZM207 159V158H206ZM210 159V158H209ZM214 159H216L215 157H214ZM213 159V160H214ZM224 159H226V158H223V160ZM240 159V160H239ZM52 160V159H51ZM63 161V160H61V161H58L59 163H60V165H61V163H62V161L63 162H65V163H68V161H69V159H67L66 161ZM78 160V161H79ZM127 160V159H126ZM151 160H148V163L147 162H145L146 164H148L149 166L150 165H152L153 166V164H149V162L151 161ZM159 160V159H158ZM176 161H177V159H175ZM174 160V162H176ZM181 160V159H180ZM179 160V161H180ZM186 160V159H185ZM192 161L190 158L188 159V161ZM213 160H212V162H213ZM219 161H220V163H221V161H223V160H220V159H218ZM140 161V162H141ZM154 161L152 160V162L151 163H154ZM161 161H157V163H162ZM203 161V160H202ZM205 161H207V160H205ZM217 161V160H216ZM219 161L217 162V163H219ZM228 161H226V160H224V162H226V164H227V162ZM237 161V162H238ZM248 161H245L244 163H246V162H248ZM56 162V161H55ZM86 162V163H87ZM98 162H96L97 163V165H99L98 164ZM110 163V165H109V163ZM125 162V161H124ZM140 162H139V165H140ZM143 162L144 161H142L141 163L143 164ZM182 163H183V161H181ZM194 162V163H195ZM211 162V161H210ZM211 162V163H212ZM43 163V162H42ZM53 163V162H52ZM85 163V162H84ZM92 163H89V164H91V165H87V167H89V166H92V165H94V164H92ZM114 163H113V166H115L114 165ZM126 163L127 162H125V164L124 165H126ZM128 163H127V165H128ZM138 163V162H137ZM144 163V164H145ZM178 163V162H177ZM185 163V162H184ZM191 163V162H190ZM198 163V164H199ZM203 163H205V162H203ZM203 163H200V164H203ZM235 163V162H234ZM49 164V163H48ZM55 164V163H54ZM100 164V165H101ZM131 164H134V163H131ZM141 164V165H142ZM144 164L142 165L143 167H144ZM146 164H145V166H146ZM155 165H156V161H155V163H154ZM168 164L169 163H167V166H166V168L168 167ZM187 164H189V163H187L186 162V165ZM193 164V163H192ZM196 164V163H195ZM195 164H193V167H198V165H196V166H194ZM200 164H199V167H200ZM216 163H214V165H215ZM225 164V165H226ZM56 166H58L57 165V162H56V164H55ZM58 166V168L60 167V169H59V171H60V173H64V172H62V167L61 166ZM62 165H64V163H62ZM96 165V164H95ZM95 165H94V167H95ZM96 165V166H97ZM138 165V164H137ZM136 165V166H137ZM159 165V164H158ZM161 165V164H160ZM159 165V166H160ZM162 165H164L163 163H162ZM165 165H166V163H165ZM164 165V166H165ZM179 165H180V163H179ZM186 165H184L183 164V166H184V168L186 167ZM204 165V164H203ZM203 165H201L202 167H203ZM210 165V163L208 164L207 163V166H209ZM218 164H216V166H217ZM220 166H217V169H215L214 168V172H215V170H218V167L219 168H221L222 169V167L224 166L225 167V165H223V163H222V165L221 164H219ZM47 166V165H46ZM65 166V165H64ZM84 166H86V165H84ZM102 166H104V165H102ZM102 166H97L96 167V169H99L98 167H101L102 168ZM110 166V167H109ZM118 166V165H117ZM116 166V167H117ZM121 166H123V165H121ZM131 166V165H130ZM130 166H128V169H129V167ZM136 166L135 165H133L132 167H135V169H136ZM149 166H147L148 168H150V169H148L147 167V169L144 167V169L142 168V167H139L138 168V166H137V169L136 170H134V171H137V174H140V178H142V176L144 175V173L145 174H147V177H148V175H152V174H154L153 176L155 177L156 175V177L155 178H157V180L159 179V177L161 178V179H167V180H169L170 178L172 179H170L171 181H167V180H163V181H166V182H172L171 184L173 185V182L175 181L174 180V177L172 178V177H168V175L169 174H171L172 172H174V169H173V171L171 170V166H170V164H169V166H170V168L168 167V169H166L165 167H163V166H161L162 168H165V169H163V170H161V168H158V167H149ZM178 166V164H176V167ZM181 166V165H180ZM191 164H190V168H191ZM205 166H206V164H205ZM204 166V167H205ZM50 167V166H49ZM48 167V168H49ZM52 167H55V166H52ZM87 167H86V169H87ZM93 166L92 167H90V168H92V169H95ZM125 167V166H124ZM182 167V166H181ZM187 167H188V165H187ZM186 167V168H187ZM212 167H213V165H212ZM58 168L57 167H55V170L57 171L58 170ZM89 168V169H90ZM107 168V169H108ZM118 168H119V166L117 167V170L115 169V168H113V169H115L116 171H118ZM179 168V167H178ZM176 168L178 171H182L183 169H181V168ZM185 168V170H183V171H187V170H189V169H186ZM233 168H235L236 170H234ZM51 169H53L54 170V168H51ZM64 169H63V171H64ZM78 169V168H77ZM84 170H85V173L87 172H89L88 170L89 169H87V171H86V169L85 168H83ZM92 169H91V171H92ZM128 169H125V170H128ZM175 169V170H176ZM193 169V168H192ZM192 169H190L189 170V172H193L194 171V169L192 170ZM200 169H201V167H200ZM209 169V168H208ZM210 169H211V167H210ZM224 169V168H223ZM102 170V169H101ZM100 170V171H101ZM106 169H104V170H102L103 172L105 171ZM109 170V169H108ZM112 170V169H111ZM192 170V171H191ZM204 169L202 168V171H203ZM212 170V169H211ZM210 170V171H211ZM227 170V171H228ZM55 171V172H56ZM95 171H97V172H99V170H95ZM95 171H92V173L93 172H95ZM114 171V170H113ZM113 171L111 172V173H113ZM120 171H121V169H120ZM119 171V172H120ZM129 171L131 172V173H129V174H131V175H133L134 176V174L136 173V172H133V170H132V168L130 167V169H129ZM178 171H176V173H180V172H178ZM196 171V170H195ZM194 171V172H195ZM201 171V170H200ZM201 171V172H202ZM208 171V170H207ZM210 171L208 172V173H210ZM218 171H220V169L218 170ZM223 171V173L225 172L224 170H222ZM54 171H52V173H53ZM58 172V171H57ZM66 172V174L64 173L63 175H67V171H65ZM96 172V174H98ZM105 172H107V171H105ZM124 172V171H123ZM126 172H128V171H126ZM189 172H182V173H180V176L183 174V176L185 177H187V175L186 174H189ZM193 172V173H194ZM196 172H199L198 170L196 171ZM204 172V171H203ZM213 172V173H214ZM68 173V174H69ZM91 173V175H93ZM110 173V171H109V174H111ZM116 173V172H115ZM121 173V172H120ZM133 173V174H132ZM190 173V174H191ZM200 173V172H199ZM222 173V172H221ZM231 173V172H230ZM58 174V173H57ZM75 174V175H74ZM81 175V178H79L78 179V177H79V175ZM89 174L90 173H88V176H89ZM95 174V173H94ZM95 174V176H89V178H90V181H89V179L88 178H86V181L88 180V184H90V182H91V184L89 185L90 186V192H94L96 189V185H97V182H100L99 180H97L96 179V184H95V188H94V186H91L92 184L94 185V183H95V180L93 179V178H91V177H95L96 178V175ZM101 174H103V173H101ZM114 174V173H113ZM128 174V175H129ZM136 174V175H137ZM142 174V175H141ZM159 174H162V175H164V178L163 177H161ZM189 174V175H190ZM194 174H198V173H194ZM201 174H203V173H201ZM200 174V175H201ZM210 174H212V173H210ZM227 174H228V172H227ZM61 176H62V174H60ZM84 175V176H83ZM105 175V174H104ZM107 175V174H106ZM122 174H119V176H121ZM172 175H175V177H177L178 175L177 174H173L172 173ZM177 175V176H176ZM204 175V174H203ZM202 175V176H203ZM208 175V174H207ZM206 175V176H207ZM225 175H226V172H225ZM224 175V176H225ZM69 176V175H68ZM71 176H69V177H71ZM101 176V175H100ZM113 176V175H112ZM115 176V175H114ZM117 176V175H116ZM115 176V177H116ZM130 176V175H129ZM166 176V177H165ZM169 176H171V175H169ZM180 176H178L177 178L179 179V180H181L182 179V176L180 177ZM191 176V175H190ZM198 177H199V174L197 175ZM196 175H195V177H197ZM213 176V175H212ZM216 176H218V177H216ZM58 177V176H57ZM63 177V176H62ZM61 177V178H62ZM118 177V176H117ZM123 177L124 176H122V178L121 179H123ZM127 177V176H126ZM138 177V176H137ZM168 177V178H167ZM183 177V178H184ZM197 177V178H198ZM201 177V176H200ZM199 177V178H200ZM64 178V177H63ZM100 178H102V177H100ZM104 178V177H103ZM102 178V179H103ZM109 178V177H108ZM134 178H136V177H134ZM139 178V177H138ZM151 178V177H150ZM201 178H203V177H201ZM225 178H227L226 176H225ZM73 179V183H75L74 180ZM99 179V178H98ZM120 180V182L122 183L123 182V180L121 181V179H120V177H118L117 178V180ZM130 179V178H129ZM154 179V178H153ZM178 179H176V181L178 180ZM212 179V180H211ZM65 180V179H64ZM84 180H85V178H84ZM92 180H94V181H92ZM107 180H109V179H106V182H107ZM113 180H114V178H113ZM119 180L117 181V182H119ZM126 180H127V178H126ZM131 180V179H130ZM129 180V181H130ZM143 180V179H142ZM146 180V179H145ZM148 180V179H147ZM151 181H153L152 179H150ZM156 180V179H155ZM174 180V181H173ZM83 181V180H82ZM103 181V180H102ZM111 182H109L108 184H113V182H112V180H110ZM125 181V180H124ZM129 181H126L127 183L129 182ZM150 181V182H151ZM159 181H161V182H163L162 180H160L159 179ZM158 181V182H159ZM182 181V180H181ZM181 181H178L177 183H181ZM198 182L199 181V179H197V180H195V181H193V182ZM70 182H72V181H70ZM93 182V183H92ZM105 182V181H104ZM115 182V181H114ZM116 182V184H119V185H121L120 187H122V185L123 184H120V183H117ZM125 182V183H126ZM130 182H133V183H130V185L132 184V185H134V183H135V180L133 181V179H132V181H130ZM138 182H140L139 180H138ZM148 182V181H147ZM150 182H148V184L147 183H145V185L147 184V188L150 190V188L152 187L151 185H150ZM192 182V181H191ZM192 182V183H193ZM56 183H57V181H56ZM70 184L69 186H71L72 188L74 187L75 188V186H72V185H74V184ZM124 183V184H125ZM127 183H126V185H127ZM141 183V182H140ZM139 183V184H140ZM154 183V185H155V182H153ZM153 183H152V185H153ZM168 183V185H170ZM177 183H175L174 182V184L175 185H178ZM199 183H201V182H198L197 183V185L199 184ZM58 184L59 185H61L59 182H58ZM57 184V185H58ZM68 184V183H67ZM107 184V183H106ZM105 184V185H106ZM137 184V183H136ZM142 184V183H141ZM140 184V185H141ZM163 185V184H166V183H164L163 182V184L162 183H158L157 185ZM44 185V184H43ZM58 185V189H60V192H59V190L57 189V188H55V187H53L54 186V184H53V186L52 185H49L50 187H48V186H44V187H42V185H40L43 189L45 188V187H48V189L47 188H45L46 190H44L43 191V189H42V192H39V191H41V190H39L41 187H39V191L37 190V192H39L40 194L38 195L37 193H36V196H38L37 198H34L35 200H40L39 202H40V204H38L39 205V207H36V206H23V208H22V206H21V208H19L20 206H18L17 207V209L18 210H16V207L14 208V206H13V208L15 209V211L13 210V211H11V212H5V211H2V210H0V264H66V260L68 259V257L69 258H71V259H73V256L71 257V256H68L67 254H65V255H67L66 257V260H63L62 258H65V257H62V255H64L63 253L65 252V250H66V248H68L69 247V245H71V243H76V244H78L77 246L79 247V245L82 243V244H84L85 246H86V249L88 250L87 252L89 253V252H91L90 254H92V256L94 257L95 255L97 256V255H104L105 257L106 256H115L116 254V252L113 250V247L111 246V243H110V240H109V238L103 233V232H101V228L97 225V228H96V225L95 224H93V222L95 221H93V219L90 217V215H86L87 214V212L89 213L90 212V210H86V209H88V206L87 205H90L91 203H90V199H87L86 198V196L87 195H85V198L84 197H82L83 196V194H81L78 190L76 191L75 189H74V193H73V189L72 188H70L69 186L65 189V188H63V189H65L66 191L67 190H69L70 192L69 193H62L61 192V188H59L60 186ZM101 185V184H100ZM115 185V184H114ZM129 185V184H128ZM131 185V186H132ZM148 185H150L149 187H148ZM156 185V186H157ZM171 185V186H172ZM193 185H194V188L196 189V183L194 184L193 183ZM192 185V186H193ZM61 186H63V185H61ZM76 186H79V184L77 185V183H76ZM81 186H82V184H81ZM189 186H191V185H189ZM188 185H182V187H189ZM64 187H66V184H65V186ZM80 187V186H79ZM91 187H93L94 189V191H92V188ZM101 187H102V185H101ZM117 187V186H116ZM125 187V186H124ZM127 187H129V186H127ZM134 187V186H133ZM141 186H137V187H135V189H133L132 190V192L131 193H129V194H127V193H124L123 195H122V198L125 200H131L132 199V197H133V195L135 194V193H143V189L145 188V187H143L142 189L140 188ZM154 187V186H153ZM152 187V188H153ZM157 187H159V186H157ZM52 188H54V189H52ZM72 190V192H71V190ZM84 188V187H83ZM99 188V187H98ZM97 188V192H101L99 189ZM117 188H119V187H117ZM190 188V187H189ZM213 188V190L212 191H214L215 193H213V194H209L210 193V191H208V190H211ZM76 189H79V188H77L76 187ZM85 189V188H84ZM88 189H89V187H88ZM169 189V188H168ZM184 189V188H183ZM214 189H218L217 191L218 192H216ZM80 190V189H79ZM99 190V191H98ZM103 190V189H102ZM113 190V189H112ZM125 190V189H124ZM129 190V189H128ZM189 190V191H188ZM63 192H65L64 190H62ZM85 191H87V189L85 190ZM84 191V192H85ZM114 191H115V189H114ZM117 191V190H116ZM76 192V193H75ZM79 192V193H78ZM89 192V195L91 194ZM96 192V191H95ZM95 192L93 193V194H95ZM104 192V191H103ZM124 192V191H123ZM209 192V193H208ZM35 192H33V194H34ZM71 193V194H70ZM120 193V192H119ZM212 193V192H211ZM79 194V195H78ZM80 194H81V196H80ZM86 194V193H85ZM99 194H104V193H98L97 195H99ZM121 194V193H120ZM186 194V193H185ZM187 194H189V193H187ZM186 194V195H187ZM88 195V196H89ZM92 195V194H91ZM96 195V194H95ZM36 196H34V197H36ZM92 197H94V200L96 199V200H98V196H91V198ZM95 197H97V198H95ZM119 197H120V195H119ZM193 197V198H194ZM101 198H99V200H100ZM120 200H122L121 199V197H120ZM198 200V199H197ZM92 201H93V199H92ZM22 202V201H21ZM38 202V201H37ZM96 202V201H95ZM98 202V201H97ZM96 202V203H97ZM128 202V201H127ZM18 203V202H17ZM94 203V202H93ZM100 203V202H99ZM125 203V202H124ZM14 204V203H13ZM19 205V204H18ZM30 205V204H29ZM35 205V204H34ZM97 205H99V204H97ZM90 206H95L94 204L93 205H90ZM3 207V206H2ZM8 207V206H7ZM10 207V206H9ZM84 208H86L85 210V213H84V211H82V213H81V210L82 209H84ZM8 209V208H7ZM90 209V208H89ZM92 209V208H91ZM204 209H202V210H204ZM10 210H11V208H10ZM202 213V212H201ZM204 213H205V211H204ZM91 214V213H90ZM207 220V219H206ZM209 220V219H208ZM93 221V222H92ZM209 222V221H208ZM207 224H208V226L210 225H213L212 224V222L210 223H206L205 225L207 226ZM209 226V227H210ZM99 227V228H98ZM208 227V228H209ZM97 229H100V230H97ZM210 230H212L211 229V227L209 228ZM107 233V232H106ZM109 236V235H108ZM197 239V238H196ZM193 243V242H192ZM81 244V245H82ZM197 244V245H196ZM80 245V246H81ZM83 245V246H84ZM87 245H88V247H87ZM206 245V246H205ZM72 246V245H71ZM74 246H76V245H74ZM52 247H54V249L52 248ZM110 247H112V248H110ZM224 247V248H223ZM51 248L53 249V251L51 250ZM81 248L82 247H79V248H77V247H75V249L74 248H72L73 250H75L74 251V253H76V255L74 256V258L77 256V254H78V258L76 257V259H78L77 261H79L80 260V258L81 257H79V256H81ZM225 248L227 249V250H232V249H235L234 251H237V254H236V252H234V251H230L229 253H227L228 251L226 250V252H225ZM229 248V249H228ZM71 249V250H72ZM86 250L85 248H82V250ZM72 250V251H73ZM83 250V251H84ZM118 250V249H117ZM224 250V251H223ZM67 251V250H66ZM239 251H241V252H239ZM71 253V251L68 249V251H67V253ZM85 252V251H84ZM84 252H83V254H84ZM87 252H85L86 254H88ZM115 252V253H114ZM118 252H120V251H118ZM172 252H174V253H172ZM251 252H253L254 254V257L253 256H251ZM81 253V254H80ZM169 253H170V251H169ZM231 253H235L234 255L232 254L231 255ZM80 254V255H79ZM118 254V253H117ZM229 254H230V256H229ZM64 255V256H65ZM72 255V254H71ZM119 255V254H118ZM84 255H82V257H83ZM86 256V255H85ZM95 256V257H96ZM120 256V255H119ZM118 256V257H119ZM62 257V258H61ZM107 257V258H108ZM110 257V258H111ZM117 256H115V258H116ZM120 257H122V256H120ZM97 258V257H96ZM100 258H102V257H100ZM107 258H105V259H107ZM114 258V259H115ZM230 258H231V260L232 259H234V260H232V261H230ZM238 258V259H239ZM82 259V258H81ZM88 259V258H87ZM86 259V260H87ZM93 259V258H92ZM113 259V257L111 258V260ZM164 259V258H163ZM110 260V259H109ZM121 260H122V258H121ZM230 262H229V261ZM73 262L75 261V259L74 260H72ZM88 261V260H87ZM87 261H84V262H87ZM89 261H91V260H89ZM123 261V260H122ZM127 260H125L124 259V263L126 262ZM253 261V260H252ZM258 261V262H259ZM70 262H71V260H70ZM73 262H71L72 264H73ZM76 262V261H75ZM74 262V263H75ZM80 262H83V259L80 261ZM80 262H76V263H79L80 264ZM96 262V261H95ZM116 262H117V260H116ZM128 262V261H127ZM133 262V261H132ZM162 261H160V263H161ZM70 263V264H71ZM124 263H122V264H124ZM138 263H141V262H134V263H131V264H138ZM143 263V262H142ZM141 263V264H142ZM149 263V262H148ZM147 263V264H148ZM155 263V262H154ZM153 263V264H154ZM158 262H156V264H157ZM165 263V262H164ZM235 263H236V260H235ZM234 263V264H235ZM257 262H255L254 264H256ZM84 264V263H83ZM121 264V263H120ZM126 264H130V262H128V263H126ZM144 264V263H143ZM146 264V263H145ZM150 264H152V263H150ZM238 264V263H237Z\"/></svg>", "mask_w": 264, "mask_h": 264}]
</instances>
